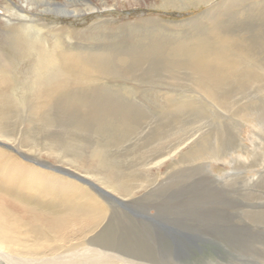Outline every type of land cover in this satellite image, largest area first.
Wrapping results in <instances>:
<instances>
[{
    "label": "rangeland",
    "instance_id": "obj_1",
    "mask_svg": "<svg viewBox=\"0 0 264 264\" xmlns=\"http://www.w3.org/2000/svg\"><path fill=\"white\" fill-rule=\"evenodd\" d=\"M207 9L211 13L201 15ZM89 14L37 16L35 19L41 30L36 31L35 39L41 40L46 48L52 46L59 51L83 53L131 47L144 50L148 44L141 40L151 36L143 31L144 24H155L164 31L163 35H174L180 39L176 42L184 45L193 43L203 33L250 21L247 29L239 33L240 37H248L255 32L253 25L257 19L264 33V0H213L209 5L181 11L130 6ZM192 17L200 19L196 29L190 30L181 21ZM11 22L8 28L16 23ZM170 27L176 28L173 31ZM17 31L25 40L21 29ZM56 31L62 32L63 42L53 37ZM10 38L13 40L11 35ZM156 38L168 43L176 40ZM5 49L11 65L7 63V68L0 65V94L9 102L4 123L15 131L14 137L19 144L10 149L0 145V167L8 163L34 169L45 180L69 187L66 203L69 207L81 203L87 209L95 207L102 214V221L82 240L83 244L89 240L145 264H264V125L260 126L254 107L257 97L261 99L259 105L264 104V77L259 95L247 85L245 98L223 109L210 104L198 91L189 90L187 84H161L147 76L138 81L101 73L83 77L78 68H62L71 80L83 79L82 85L90 83L99 89L97 94L119 101L120 104H115L117 108L103 111L100 107V111H95L99 112L95 119L88 120L96 106L91 108V103L84 101L83 91L71 94L70 98L74 99L71 106L63 107L64 101L57 99L52 107L50 100L35 113L34 107L42 106L45 101L41 95L35 97L31 90L33 84L44 78L33 71L39 49L33 46L19 54H14L11 46ZM56 51L52 56L56 64L54 70L61 67L60 54ZM254 52L224 51L223 57L233 66L237 81L230 87H238L244 82V76L254 70L251 59ZM258 58L264 60V54ZM256 72L264 75L262 69ZM44 116L50 118L49 122L44 121ZM150 118L161 122L149 124ZM65 120L69 143L78 144L80 154L75 160H68L66 149L61 155L41 150L38 158L46 161L50 168L43 169L16 153L18 146L27 151L32 143L43 149L41 143L47 128L56 137L61 136ZM102 128L108 135L101 132ZM201 132L204 133L202 145H193L188 157L176 161L177 157L156 170L149 169V160L157 152L167 150L189 135L197 137ZM235 137L242 152L230 146ZM95 141L98 146L94 145ZM212 144L217 147L218 154L210 158ZM32 149L27 153L33 155ZM101 154L104 165L98 161ZM60 165L68 174L56 169ZM105 173L115 179L106 180ZM88 175H93L91 179L103 191L88 184L92 182ZM4 185L0 183V192L18 200L55 213L64 210L58 194L48 200L42 187L31 193L15 188L7 190ZM168 230L172 236L177 234L172 241ZM16 233L18 239H26L22 231ZM52 238L44 232L37 242L44 244L43 250L48 252L56 245ZM32 241L28 238V242Z\"/></svg>",
    "mask_w": 264,
    "mask_h": 264
},
{
    "label": "bare ground",
    "instance_id": "obj_2",
    "mask_svg": "<svg viewBox=\"0 0 264 264\" xmlns=\"http://www.w3.org/2000/svg\"><path fill=\"white\" fill-rule=\"evenodd\" d=\"M211 2L213 0H0V65L6 68L7 63L11 65L8 62L10 59H7L9 57L5 49L8 46H11V51L14 54L27 51L33 46L39 49L36 54V64L33 71L35 74L43 75L44 78L40 83L33 84V89L31 90L35 97L41 95L45 101L42 106L38 104L34 107L35 113L45 107L50 100L52 107L55 106L57 99L64 101L62 102L63 107L71 106L70 103L74 100L70 98L71 94L78 91L84 92V101L91 103H87V105L89 104L91 108L96 106V108L91 110L93 112H91L88 120L95 119L99 113L95 111H98L100 107H102L101 110L108 111L117 108L115 104H120L117 99L97 94L96 90L99 89L90 86V83L82 85L83 79L73 81L65 76L62 68L68 67L78 68L83 77L101 73L107 76L120 75L138 81L147 76L150 79H157L156 81L161 84H171L172 82L179 85L187 84L189 90L191 89L203 94V98L208 100L210 104L225 109L238 104L245 98L244 89L247 85H250L258 95L259 91L263 90L264 75L256 72L258 69L264 71V60L258 58V56L264 54V33L263 28L260 27L259 19L253 25L255 32L248 37H240L239 33H243L247 29L250 21L249 23L243 22L240 25L229 24L221 27V30L218 28V30L214 29L209 34L203 33L198 36L199 39L187 45L176 42L180 39L174 35H163L164 33L162 32L164 31L155 24H144L143 31L151 34V36H145L141 40L148 44L147 47H143L144 50H136L137 48L131 47L127 50L115 48L108 52L82 53L81 51V53H76L59 51L52 46L46 48V46L41 44V40L39 42V40L35 39L36 31L41 30L35 18L41 15L77 17L86 12L92 15L93 13L105 12L110 9H126L130 6H156L164 9L175 8L181 11L201 5H209ZM210 13L211 10L207 9L201 15H208ZM5 16L6 20L4 19ZM13 18L17 19L13 20ZM199 19L200 17H192L184 19L181 22H185V25H188L191 30L196 29ZM9 21H16V23H13V28H8ZM170 28L173 30L176 27ZM17 29H21V34L25 40L18 35ZM47 30L49 31L50 29ZM47 33L49 34V32ZM10 35L13 37V40H10ZM61 36V31L53 33L54 38L58 39L59 37L62 41ZM158 36L162 38L173 37L176 40L168 43L164 41L165 39L156 38ZM68 37L70 36L68 35ZM52 40L50 41L53 42ZM231 40H233V43ZM240 42H243V44H240ZM215 43L217 46L214 45ZM58 44L61 45L62 43L58 41ZM63 44L65 45V43ZM225 50L233 51L234 53H241L244 50L255 51V54L251 55L254 70L247 73L244 76V82L239 84L235 89L230 87L237 81L233 75V66L229 63V60H225L223 57ZM55 51L60 54L59 62L61 67H57V70H54L56 64L52 57ZM254 57L258 59H253ZM231 89L234 91L232 92ZM257 101L258 103L254 106L255 113L258 116L260 126H263L264 104L259 105L261 102L260 97H257ZM8 104L9 102L6 97L0 94V145L10 149L19 143L16 136L14 137L15 131L8 129L5 125V119L7 120L8 116L6 114L9 108ZM49 120L48 116H44L45 122H49ZM153 122H157V120L150 118L149 124ZM160 122L159 120L157 125ZM62 125L63 132L58 137L51 134L50 128H47L41 143V148L43 149L36 148V143H32L31 141L32 145L29 148H33L31 150L33 155L27 153L30 149L22 151L19 146L16 153L26 161L34 162L43 169L50 168L46 161L38 158L41 150H47L49 154L56 152V154L61 155L64 153V149H66L68 151L65 154L69 157H65L69 158L68 160H75L80 154L78 144L69 143L68 132L66 134L67 120ZM101 132L107 133L105 128H102ZM194 135L179 139L176 145L153 155L149 160V169L156 170L166 162H174L177 157L176 161L188 157L193 149V145L200 147L204 141L203 132L197 137ZM234 139L235 141L230 143L232 150L239 149L238 151H241L236 137ZM94 145L98 146V141H95ZM215 154H218L217 147L212 144L210 158ZM98 161L102 165L105 164L102 154ZM17 165L3 163L2 167H0V183L5 184L4 187L7 190L15 188L20 191L27 190L35 193L37 189L42 187L48 195V200H53L51 196H57L58 194V197L61 198L60 201L64 205V210L59 213H55L47 208L43 210L36 204L18 200L10 194L0 192V264H145L133 261L106 247L93 244L89 240H86V243L83 244L82 240L89 233H92L102 221V214L95 207L87 209L82 203L69 207V204H66L67 200H69V187L64 184L62 186L55 185L53 181L45 180V177L35 172L34 169L26 168V166L21 164ZM56 169L62 174H68L66 169L62 168L61 165ZM88 176L89 180L92 181L88 184L99 192L103 191L91 179L93 175ZM78 178L81 179V177ZM105 179L112 181L115 178L105 173ZM19 231H22L26 239L21 240L16 237L18 236L16 232ZM44 232L52 235V241L56 243L54 249L52 248L48 252L46 249L43 250L44 244L37 242V239ZM28 238L33 239L32 243L28 242ZM41 248L42 251H39Z\"/></svg>",
    "mask_w": 264,
    "mask_h": 264
},
{
    "label": "water",
    "instance_id": "obj_3",
    "mask_svg": "<svg viewBox=\"0 0 264 264\" xmlns=\"http://www.w3.org/2000/svg\"><path fill=\"white\" fill-rule=\"evenodd\" d=\"M168 234V237H169V239L172 241L173 240V237H175L177 234H175L174 236H172V235H170L169 233H170V231L168 230V232H167ZM192 242V241H191Z\"/></svg>",
    "mask_w": 264,
    "mask_h": 264
}]
</instances>
